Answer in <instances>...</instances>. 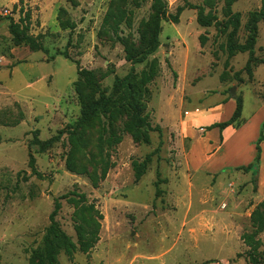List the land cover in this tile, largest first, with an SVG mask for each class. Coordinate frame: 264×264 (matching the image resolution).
<instances>
[{
  "label": "rangeland",
  "instance_id": "374dc122",
  "mask_svg": "<svg viewBox=\"0 0 264 264\" xmlns=\"http://www.w3.org/2000/svg\"><path fill=\"white\" fill-rule=\"evenodd\" d=\"M165 1L170 15L185 4ZM225 1L215 0L213 9L221 21ZM111 2L0 0V264H31L50 224L54 200L74 189L85 193L103 218L94 248L72 257L61 253L60 264H252L253 249L243 236L254 232L252 215L264 204V142L258 174L237 168L254 161L264 121V21L259 23L252 75L244 69L248 53L229 59L221 48L226 35H218L214 26L201 27L197 10L189 8L178 24L162 23L159 49L134 64L104 24ZM151 6V0L138 8L130 2L132 22L121 25L120 35L139 45ZM261 6L262 0L233 5V12L242 17L240 43L246 39L250 13ZM61 8L68 12L64 18L76 23L73 31L60 26ZM26 15L30 34L42 36L45 51L14 43L10 20L18 22ZM66 50L70 59L59 54ZM155 59L160 69L146 104L153 126L161 131L151 133L149 144L134 142L124 131L123 117L114 123L119 144L101 143L102 131L95 125L79 132L80 148L67 133L45 152L31 145L34 130L48 140L79 119L74 89L78 67L94 70L110 92L116 77L140 73ZM238 97L244 103L243 124L223 132L208 130L230 119L236 104L226 103ZM109 135L108 130L106 138ZM156 150L146 174L136 182L133 160L142 161ZM31 154L38 175L29 165ZM69 159L89 174L69 171ZM107 162L112 168L104 177ZM91 176H96V185ZM61 203L58 221L78 243L75 208L65 199ZM256 238L261 246L255 253L264 257V231Z\"/></svg>",
  "mask_w": 264,
  "mask_h": 264
},
{
  "label": "trees",
  "instance_id": "16d2710c",
  "mask_svg": "<svg viewBox=\"0 0 264 264\" xmlns=\"http://www.w3.org/2000/svg\"><path fill=\"white\" fill-rule=\"evenodd\" d=\"M148 0H112L109 11L105 17L104 24L112 31L115 38L124 45L125 58L127 61L137 64L145 62L148 57L154 54L160 47V35L163 31L162 23L164 21L178 24L181 14L186 9L197 10V23L201 27H216L218 35H226V43L221 46L226 52L228 58H232L238 54L248 53L249 58L245 66V71L252 75L253 65L257 63L255 57L256 45L259 37V23L264 21V0L259 10L250 13L246 23L247 36L243 43L238 41V33L241 27V14L233 12V5L238 0L225 1V20H219L216 12L213 11L216 3L215 0H204L202 5H194L188 0H184L185 4L178 7L176 15L168 13V6L165 0H151L152 14L148 21L142 24L140 44L136 45L128 38L120 35L121 25L126 23L131 25L133 11L129 10V3L132 2L136 8L140 7L143 2ZM207 9H209L207 11ZM67 10L61 8L59 11V24L63 29L73 31L76 28V23L70 18H64L67 15ZM30 16L21 17L18 22L14 19L10 20L9 32L16 45L25 44L34 52L45 51L42 41V36H34L30 34ZM202 44L205 43L206 37L202 36ZM71 44V40L68 46ZM47 51V50H46ZM67 59H70L68 51L59 53ZM264 64V61H261ZM159 62L153 60L148 64L147 68L140 73L132 71L126 76L116 77L112 90L110 92L102 88L99 82L98 74L94 70L78 67V79L74 83V89L77 94L81 115L79 119L70 124L65 130H61L56 136L41 140L40 130L33 131L34 138L31 142L32 146H38L41 152H45L52 147L54 143L59 141L64 134H68L69 139L80 148L79 132L85 128L95 125H100L102 131L101 143H106L108 146L119 144L120 138H117L114 123L125 117L124 131L131 135L135 143L149 144L152 132H160V126H153L150 115L147 112V100L150 97V84L154 81L159 73ZM110 72H107L103 77H107ZM236 108L230 119L223 122H215L207 127L208 130L219 129L223 132L228 127H240L243 122L244 103L243 99L238 97L235 99ZM110 131V135H106ZM264 142V121L260 127L259 137L256 142V155L254 161L248 166H240L237 169L245 173L253 172L258 174L261 163L262 147ZM148 154L142 161L133 160L132 168L136 182L146 174L147 169L152 162V156L157 152ZM29 165L33 173L38 175L35 166V158L31 154ZM69 171L77 174H89L87 168L78 169L72 159L67 161ZM112 166L107 162L103 170L105 177ZM159 175V174H158ZM96 176H91L94 184H97ZM95 178V179H94ZM159 181H157V194ZM65 199L75 208L74 220L75 229L78 234V243H75L61 228L58 221V215L62 209L61 200ZM260 207L264 208V204ZM258 208L252 215L254 232L245 234L243 240L246 245L253 249L249 254V260L252 264L263 263L264 257H260L255 252L261 246V241L256 236L264 231V210ZM102 214L95 209L93 203L89 204L85 193L74 189L61 197L54 200V209L50 214V224L43 236L41 245L33 252L30 259L31 264H60L59 256L65 253L72 257L77 251L88 253L94 248L99 239L100 223ZM214 260L206 261L202 264L214 263Z\"/></svg>",
  "mask_w": 264,
  "mask_h": 264
},
{
  "label": "water",
  "instance_id": "95a60500",
  "mask_svg": "<svg viewBox=\"0 0 264 264\" xmlns=\"http://www.w3.org/2000/svg\"><path fill=\"white\" fill-rule=\"evenodd\" d=\"M235 94H236L235 89L232 88V90H231V95H232V96H235Z\"/></svg>",
  "mask_w": 264,
  "mask_h": 264
},
{
  "label": "crops",
  "instance_id": "0c3cea01",
  "mask_svg": "<svg viewBox=\"0 0 264 264\" xmlns=\"http://www.w3.org/2000/svg\"><path fill=\"white\" fill-rule=\"evenodd\" d=\"M235 102H233V101H230V102H228V103H226V106H228V105H230V104H234ZM236 104V103H235Z\"/></svg>",
  "mask_w": 264,
  "mask_h": 264
}]
</instances>
